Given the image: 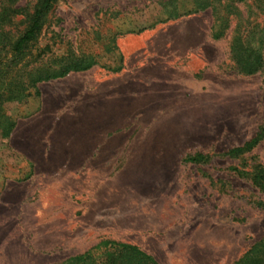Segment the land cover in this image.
Wrapping results in <instances>:
<instances>
[{
    "label": "rangeland",
    "instance_id": "374dc122",
    "mask_svg": "<svg viewBox=\"0 0 264 264\" xmlns=\"http://www.w3.org/2000/svg\"><path fill=\"white\" fill-rule=\"evenodd\" d=\"M191 6L57 1L32 48L48 47L43 63L88 54L97 65L3 108L15 125L0 130V264H61L104 240L157 264H233L264 238V193L229 170L263 162L264 139L223 156L264 124V65L243 75L230 59L240 17L213 40L211 11ZM25 26L19 15L8 30ZM197 153L208 161H186Z\"/></svg>",
    "mask_w": 264,
    "mask_h": 264
},
{
    "label": "trees",
    "instance_id": "16d2710c",
    "mask_svg": "<svg viewBox=\"0 0 264 264\" xmlns=\"http://www.w3.org/2000/svg\"><path fill=\"white\" fill-rule=\"evenodd\" d=\"M18 0H0V130L7 138L14 128V122L3 114L5 104L21 101L34 91L39 96L37 85L84 72L95 65V56L88 54L66 55L43 63L48 47L32 48L41 33L45 20L58 0H36L30 12L14 8ZM238 6L246 13L239 14ZM209 9L212 15L210 28L213 40L221 39L230 29L232 18L240 17L231 31L229 40L230 59L240 74L253 75L264 65V0H193L190 13ZM19 15H24L26 26L17 36L11 35L10 28ZM174 11L170 19L177 18ZM116 51V46L111 52ZM120 67L115 70L119 71ZM264 139V124L256 134L239 147L229 149L223 156L237 159L250 153ZM202 154L189 156L186 161L199 164L208 161ZM236 175L248 179L254 188L264 193V161L250 166L249 170L230 167ZM264 211V203H258ZM61 264H157L152 257L139 248L114 241L104 240ZM233 264H264V238L254 243Z\"/></svg>",
    "mask_w": 264,
    "mask_h": 264
},
{
    "label": "bare ground",
    "instance_id": "6f19581e",
    "mask_svg": "<svg viewBox=\"0 0 264 264\" xmlns=\"http://www.w3.org/2000/svg\"><path fill=\"white\" fill-rule=\"evenodd\" d=\"M114 85H115V84H114ZM118 85H119V84H118ZM99 86H100V85H99ZM110 89H111V87H110ZM112 89H115V88L112 87ZM110 91H112V90H110ZM105 94H106V92H105ZM106 95H107V94H106ZM107 97H108V96H107ZM109 97H110V96H109ZM103 98H104V97H103ZM59 99H60V98H59ZM120 104H121V103H120ZM110 118H111V117H110ZM120 119H121V118H120ZM155 129H156V128H155ZM89 133H90V132H89ZM95 134H96V133H95ZM95 134H92V135L89 134L87 137H90V136L94 137ZM83 136H84V135H80L79 137H82V139H83ZM77 139H78V138H77ZM82 139H78V140H82ZM141 153H142V152H141Z\"/></svg>",
    "mask_w": 264,
    "mask_h": 264
},
{
    "label": "crops",
    "instance_id": "0c3cea01",
    "mask_svg": "<svg viewBox=\"0 0 264 264\" xmlns=\"http://www.w3.org/2000/svg\"><path fill=\"white\" fill-rule=\"evenodd\" d=\"M50 159H51V158L48 159V162H49Z\"/></svg>",
    "mask_w": 264,
    "mask_h": 264
}]
</instances>
